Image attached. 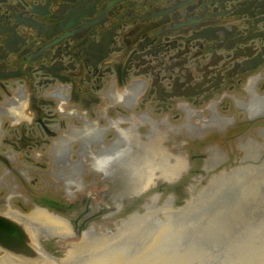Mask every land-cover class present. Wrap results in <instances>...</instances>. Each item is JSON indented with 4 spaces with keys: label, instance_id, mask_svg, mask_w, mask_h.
Listing matches in <instances>:
<instances>
[{
    "label": "flooded vegetation",
    "instance_id": "obj_1",
    "mask_svg": "<svg viewBox=\"0 0 264 264\" xmlns=\"http://www.w3.org/2000/svg\"><path fill=\"white\" fill-rule=\"evenodd\" d=\"M250 157L264 158V0H0V213L30 227L44 209L75 236L63 214L105 219L127 161L175 176ZM36 230L44 252L63 238Z\"/></svg>",
    "mask_w": 264,
    "mask_h": 264
},
{
    "label": "water",
    "instance_id": "obj_2",
    "mask_svg": "<svg viewBox=\"0 0 264 264\" xmlns=\"http://www.w3.org/2000/svg\"><path fill=\"white\" fill-rule=\"evenodd\" d=\"M170 168L167 174L176 173ZM115 179L105 219L76 224V216L63 214L75 236L65 219L44 209L27 215L32 229L0 213V251L22 264H264V158L250 157L230 174L188 168L175 176L148 174L130 160ZM83 200V208L71 209L78 216L103 198ZM39 225L63 237L43 240L48 253L36 236Z\"/></svg>",
    "mask_w": 264,
    "mask_h": 264
}]
</instances>
